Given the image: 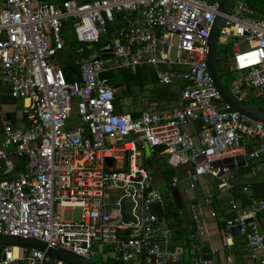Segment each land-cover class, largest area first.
<instances>
[{
  "label": "built area",
  "instance_id": "obj_1",
  "mask_svg": "<svg viewBox=\"0 0 264 264\" xmlns=\"http://www.w3.org/2000/svg\"><path fill=\"white\" fill-rule=\"evenodd\" d=\"M78 1L0 0V87H10L12 116L27 125L14 126L0 111V235L36 239L101 262L175 264L174 233L153 210L164 200L143 149H163L171 167L190 165L193 183L213 176L228 189L235 168L264 158V123L224 103L209 72V38L223 0ZM67 26L78 43L73 82L56 60L66 47ZM231 38L237 41L228 44ZM230 45L227 71L242 75L230 93L244 103L251 90H264V14L247 0H237L225 16L218 46ZM222 60L218 52L216 61ZM144 67L162 86L182 83L174 110L118 113V91L106 75ZM73 116L81 124L68 130ZM196 121L202 123L197 136L185 130ZM249 139L255 147L250 153ZM109 191L121 192L113 206ZM128 196L136 223L123 221L121 201ZM252 203L243 211L232 200L235 218L226 229H238L252 263L264 264L258 221L264 198ZM73 208L82 209L80 222L66 220ZM204 233L201 222L189 227L194 242ZM21 263L64 264L32 249H4L0 264ZM194 264L216 263L199 258Z\"/></svg>",
  "mask_w": 264,
  "mask_h": 264
},
{
  "label": "crops",
  "instance_id": "obj_2",
  "mask_svg": "<svg viewBox=\"0 0 264 264\" xmlns=\"http://www.w3.org/2000/svg\"><path fill=\"white\" fill-rule=\"evenodd\" d=\"M71 43L72 45L75 44L74 48L69 47L73 61L76 56L78 57L76 51L78 43L75 37ZM226 49L228 53L232 52L231 45ZM65 50L66 47L59 55H64ZM172 69L174 72L184 71V68L181 67L165 68L166 71H172ZM225 69L227 70V67ZM151 70L154 72L153 69ZM124 85V88L118 92L127 89V85ZM154 87H170L172 95L169 99H157V94L153 93ZM182 87V83L179 82L170 86H162L157 80V85L148 86L144 94L138 98L139 106L133 105L123 108L118 102L116 110L118 113L133 117L134 115L139 116L150 107L159 113H169L174 110L177 96ZM9 88V86L0 87L2 100L0 111L11 116L14 126L25 129L27 128L25 120L12 116L16 110ZM20 105L21 103H19V107ZM201 129L202 123L200 121L185 127V130L195 136ZM245 145L249 153L254 151L253 140H247ZM143 152L144 163L153 173V187L163 197L162 206L166 205L171 208L168 210V215L160 218V222L169 225L173 230L171 250L177 253L178 258L175 264H185L187 259H190L194 264L199 258L212 260L216 264H253L247 251L246 238L238 229L232 231L226 229V222L235 218V213L231 209L232 200L236 201L241 210L248 211L253 207V199L264 198V158L255 161L248 159L246 164L240 168H235L232 172V179L229 180L231 187L228 189L221 188V182L213 176L202 177L199 182L193 183L191 180L192 167L190 165H182L178 168L171 167L168 165L166 155L161 148L154 150L145 148ZM171 169L175 173L173 178L171 175L167 177L164 174ZM245 187H249V190L244 191ZM210 195L213 196L212 203L209 202ZM158 206L160 204L154 205L153 210ZM197 221L205 225V233L198 241L194 242L189 238V227L195 225ZM258 221L264 232V213L259 215Z\"/></svg>",
  "mask_w": 264,
  "mask_h": 264
},
{
  "label": "water",
  "instance_id": "obj_3",
  "mask_svg": "<svg viewBox=\"0 0 264 264\" xmlns=\"http://www.w3.org/2000/svg\"><path fill=\"white\" fill-rule=\"evenodd\" d=\"M237 0H223L220 7V14L216 17L211 36L209 38V55H208V68L213 78V81L218 89V92L223 100L232 110L239 112L243 116L255 121L264 123V108L256 109L249 107L239 102L228 90V88L222 82V77L218 71V64L216 56L218 53V44L220 38V32L225 22V16L230 13L232 8L235 6ZM81 4V0L78 1ZM124 84L115 85L114 88L120 91L124 88ZM109 164L112 165L113 161L108 160ZM130 193L133 194L134 190L131 188ZM135 202L132 196H128L121 201V213L123 221L126 224L131 222L136 223V217L134 216ZM0 246L4 247H22L27 249L36 250L43 254H46L52 258L59 260L64 264H106L104 262L95 261L92 259H86L80 257L70 251L62 249L49 248L44 242L36 239H28L14 236L0 235Z\"/></svg>",
  "mask_w": 264,
  "mask_h": 264
},
{
  "label": "rangeland",
  "instance_id": "obj_4",
  "mask_svg": "<svg viewBox=\"0 0 264 264\" xmlns=\"http://www.w3.org/2000/svg\"><path fill=\"white\" fill-rule=\"evenodd\" d=\"M64 37L67 41L66 43V50L64 52V55H59L57 57V61L60 63L61 66H67L69 64L72 63V52L69 49L70 48H74V45H71L70 43L73 40L74 37V33H73V29L71 27H66L64 30ZM236 39H229L228 44H233L234 42H236ZM69 44V45H68ZM98 49L101 48V46H97ZM221 50V56L223 57V60L221 62L218 63V71L219 74L221 75L222 82L224 83V85L228 88L229 91H231V87L234 85V83L240 78L242 77V75L239 74H235L232 73L230 71H227L225 69V67L228 68V66L230 65L231 61V57L234 54L233 52L227 53V49L226 47H221L218 46V50ZM174 57H175V53H174ZM120 81V79H119ZM148 86H152L151 83H148L146 86H142L141 84H131V91L130 92H126V93H122L121 92V96L119 99V105L120 107H130L135 105L136 107L139 106L138 104V98H140L143 94L144 91L148 88ZM127 91V90H126ZM248 100V101H247ZM247 102L245 101V104L249 107L252 108H261L264 107V90L260 91V90H251L250 92V96L247 98ZM81 124L80 119L77 116H73L69 122H68V130H76L77 129V125ZM149 157V155H147ZM111 198L109 199V203L110 205H114L121 192L118 191H109ZM116 208V206H115ZM65 218L67 221H75V222H80L81 218H82V209L80 208H73V209H68L65 211ZM95 261H100V259L98 257H94ZM185 264H192V262L190 261V259H187Z\"/></svg>",
  "mask_w": 264,
  "mask_h": 264
},
{
  "label": "trees",
  "instance_id": "obj_5",
  "mask_svg": "<svg viewBox=\"0 0 264 264\" xmlns=\"http://www.w3.org/2000/svg\"><path fill=\"white\" fill-rule=\"evenodd\" d=\"M90 1V0H87ZM250 5L255 8L259 14H264V0H247ZM74 43V42H73ZM72 45V43H71ZM75 45V44H74ZM95 51H98V48H96ZM219 54L221 55V50H218ZM228 53V50H227ZM91 55V53H88L87 56ZM78 57L76 56L71 64L63 67V70L65 72V76L69 82H73L75 79H77V76L79 75L78 69L74 66V61ZM219 62H217L218 64ZM174 71V69H172ZM176 71V70H175ZM106 77L109 78L110 83L113 84L115 81L124 83L127 85V91L124 90L122 93L130 92L131 91V84H141L142 86H146L148 83H151L152 86L157 85V77L155 71L153 72L151 68L144 67L138 70L136 74H133L130 70H119L114 72H109ZM120 79V81H119ZM153 93L157 94V99H169V97L172 95V91L170 87H154ZM121 96V92H118L116 95V107H118V102ZM264 108V107H261ZM260 109V108H259ZM134 117H137L134 115ZM164 153V150H163ZM167 177L168 175H171V178L175 176L174 170H168L164 173ZM168 210H171L168 206H158L155 208V212L158 214L159 218H162L164 215H168ZM6 247L0 246V260L4 257V249ZM15 253L18 256L19 255V249H15ZM106 264H124L122 262H115L112 260H108L104 262Z\"/></svg>",
  "mask_w": 264,
  "mask_h": 264
},
{
  "label": "flooded vegetation",
  "instance_id": "obj_6",
  "mask_svg": "<svg viewBox=\"0 0 264 264\" xmlns=\"http://www.w3.org/2000/svg\"><path fill=\"white\" fill-rule=\"evenodd\" d=\"M118 84H120V82H116L115 81L112 85L115 86V85H118Z\"/></svg>",
  "mask_w": 264,
  "mask_h": 264
},
{
  "label": "bare ground",
  "instance_id": "obj_7",
  "mask_svg": "<svg viewBox=\"0 0 264 264\" xmlns=\"http://www.w3.org/2000/svg\"><path fill=\"white\" fill-rule=\"evenodd\" d=\"M15 255H16V253H15ZM16 257H17V255H16Z\"/></svg>",
  "mask_w": 264,
  "mask_h": 264
}]
</instances>
